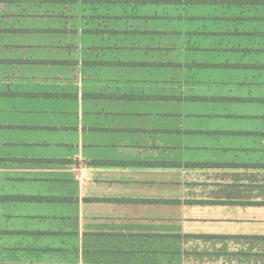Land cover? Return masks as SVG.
Wrapping results in <instances>:
<instances>
[{"label":"crops","instance_id":"0c3cea01","mask_svg":"<svg viewBox=\"0 0 264 264\" xmlns=\"http://www.w3.org/2000/svg\"><path fill=\"white\" fill-rule=\"evenodd\" d=\"M0 264H264V5L0 3Z\"/></svg>","mask_w":264,"mask_h":264},{"label":"trees","instance_id":"16d2710c","mask_svg":"<svg viewBox=\"0 0 264 264\" xmlns=\"http://www.w3.org/2000/svg\"><path fill=\"white\" fill-rule=\"evenodd\" d=\"M13 0H0V3ZM54 2L77 1V0H49ZM85 3L95 4H223V5H264V0H81Z\"/></svg>","mask_w":264,"mask_h":264}]
</instances>
